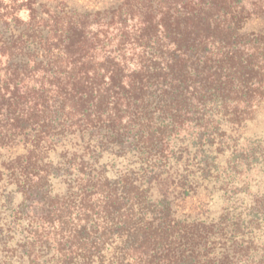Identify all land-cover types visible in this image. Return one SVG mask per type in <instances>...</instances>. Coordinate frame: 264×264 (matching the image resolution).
Returning a JSON list of instances; mask_svg holds the SVG:
<instances>
[{
    "label": "trees",
    "instance_id": "obj_1",
    "mask_svg": "<svg viewBox=\"0 0 264 264\" xmlns=\"http://www.w3.org/2000/svg\"><path fill=\"white\" fill-rule=\"evenodd\" d=\"M257 20L264 0H0V264H264V133L238 135L264 118ZM198 179L220 213L180 214Z\"/></svg>",
    "mask_w": 264,
    "mask_h": 264
},
{
    "label": "rangeland",
    "instance_id": "obj_2",
    "mask_svg": "<svg viewBox=\"0 0 264 264\" xmlns=\"http://www.w3.org/2000/svg\"><path fill=\"white\" fill-rule=\"evenodd\" d=\"M77 2L81 3H89V0H77ZM247 3V2H246ZM264 23L263 21H254L249 24V29H260L263 28ZM256 122H249L245 128H242L241 132L238 134L242 140L246 136H253V134L258 133H264V118H260L258 124L254 125ZM227 129H229L227 127ZM227 134V133H226ZM255 136V135H254ZM226 137V136H225ZM232 150L233 149H226L224 153L220 154V161L221 164L227 165L228 160L232 159ZM187 165V164H186ZM195 165L192 164L189 166L191 170L193 168L195 169ZM236 172H234V176L238 177L235 183L240 182H246L249 181L251 184L254 182V179L258 177L257 169H248L247 167H244V165H238L237 168H235ZM238 172V173H237ZM228 171H226V174L223 175V177L227 180ZM230 178V177H229ZM197 182H201L195 189H193V192L195 190V194H189L187 197H185L184 200H182V207L180 214H192L191 217H194L195 212L196 214H200L199 216H207L208 214L214 215L221 212V208L225 205L226 199L225 194L222 191H219V185L220 183H216V185L213 182H208L207 180H197ZM209 215V216H210Z\"/></svg>",
    "mask_w": 264,
    "mask_h": 264
}]
</instances>
